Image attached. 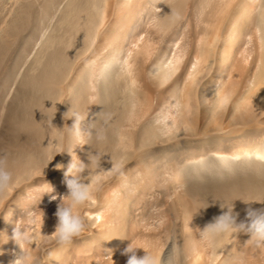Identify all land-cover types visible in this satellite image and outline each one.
Segmentation results:
<instances>
[{
    "label": "bare ground",
    "instance_id": "6f19581e",
    "mask_svg": "<svg viewBox=\"0 0 264 264\" xmlns=\"http://www.w3.org/2000/svg\"><path fill=\"white\" fill-rule=\"evenodd\" d=\"M76 2L67 4L73 11L68 16L78 17L75 22L84 17L82 25L97 19V32L62 96L70 94L77 76L97 57L96 92L127 83V97L147 122L140 117L126 120L117 131V143L128 148L121 160L122 174L109 176L116 161L81 177L89 183L96 176L106 178L95 207L80 209L91 218L87 233L70 247L46 235L44 243L32 245L36 264H126L128 257L122 253L131 242L159 255L160 264H264V248H255L246 233L221 234L211 245L205 241L199 224L203 209L186 186H202L205 178L208 186L231 191L224 207L233 205L238 220L246 218L249 206L264 208V162L245 156L264 145V0H186L189 12L176 22L168 19L175 5L170 14L169 7L161 9L167 0H101L98 5L86 0L79 6ZM85 108L78 112L81 116L89 111ZM74 120L58 123L66 152L56 158L64 168L55 167L48 174L35 170L2 197L0 264H11L15 258L13 229L30 211L48 209L42 233L54 232L59 198L68 191L64 171L72 156L82 162L89 140L87 114L79 136L71 127ZM251 176L256 187L249 185L252 180L244 181ZM48 184L56 200L43 194ZM206 203L217 210L214 202ZM155 209L169 219L163 230L146 228ZM143 249L137 254L143 255Z\"/></svg>",
    "mask_w": 264,
    "mask_h": 264
},
{
    "label": "rangeland",
    "instance_id": "374dc122",
    "mask_svg": "<svg viewBox=\"0 0 264 264\" xmlns=\"http://www.w3.org/2000/svg\"><path fill=\"white\" fill-rule=\"evenodd\" d=\"M70 1L72 0H0V159L6 161L7 170L14 174V184L22 178L23 181L30 179L35 170L40 174H48L55 168L59 163L56 155L52 161H48L55 151L52 146L53 138L62 134L58 123L74 113H81L85 106L88 108L84 111L89 109L86 114L90 130L82 162L88 164L95 154H103L101 169L108 167L111 162L123 160L128 151L127 147L117 143L116 136L121 123L126 120L133 122L139 117L143 121L142 114H137L136 108L132 106L134 100L126 95L129 90L127 83L116 82L111 88L102 87L104 90L100 89L99 93L91 92L90 86L99 79V74H95L94 70L99 66L97 57L77 76L70 94L63 99L64 103L57 102L63 98L62 88L71 80L78 60L86 53L97 32V19L82 25L84 17L80 16V21L75 22L78 17L68 16L73 12L67 6ZM92 1L96 5L101 2ZM183 1L178 0L177 4V0H167L165 5L158 8L169 7L166 10L170 14L171 7L175 5L174 15L171 13L168 19L172 22L183 21L189 12V0L186 3L188 7L184 6L186 0ZM83 3L86 0H77L75 4L79 6ZM158 8L156 11L160 12L161 9ZM77 24L80 27H75ZM68 46L70 47L67 48ZM93 95L98 99L91 108L89 101ZM50 121L53 126H49ZM146 122L143 121L145 124ZM99 133H103L104 140L97 139ZM90 134L94 135L95 141L90 140ZM211 165L209 163L208 166ZM93 170L95 168L89 166L82 179L92 175ZM212 171L215 173V170ZM89 173L91 174L88 175ZM203 180L202 186L190 182L186 185L188 191H191L192 199L195 197L193 200L199 204L198 207H205L200 210L203 221L199 224H202V228L222 214L223 207L231 201V191L208 186L206 179ZM249 180L254 182L249 184L251 187L258 185L255 177L244 179L247 184ZM229 188L232 190L230 186ZM8 191L10 188L0 191V202L4 200L3 196H8ZM206 200L214 202L217 210H210ZM262 203L264 200L260 202ZM87 204L85 207L88 209L95 207L94 202ZM46 211L42 212L49 215V210ZM32 212L39 213V209ZM168 220L164 213L155 209L146 219L145 225L147 229L159 231L166 228Z\"/></svg>",
    "mask_w": 264,
    "mask_h": 264
},
{
    "label": "clouds",
    "instance_id": "9594fccd",
    "mask_svg": "<svg viewBox=\"0 0 264 264\" xmlns=\"http://www.w3.org/2000/svg\"><path fill=\"white\" fill-rule=\"evenodd\" d=\"M90 90L92 93H95V85H91ZM66 95L67 94H64V97L57 102L64 103L63 99L66 98ZM97 99L98 97L96 95L91 96L89 105L96 104ZM85 116L86 114L81 116L79 113H74L73 116H71L75 117L71 127L75 129L78 136L81 133V121L85 119ZM51 121L49 122V126H53ZM97 139L102 141L105 139V136L103 133H99ZM52 146L55 148V151L51 155L48 163L53 160L56 154H63L66 152L64 150L63 134L53 138ZM245 156L249 159L264 162V145L255 146L247 151ZM102 157L103 154H95L92 159H89L90 162L85 164L78 158L73 159L72 156L70 163L64 171L65 183L68 191L67 194L59 198L57 211L55 213L57 217V225L54 232L51 234L42 233V227L44 224V213L42 211L39 214L36 212L29 213L25 221L23 223L17 222L13 229L12 239L18 247V251L14 253L15 258L11 261V264H36V258L31 251V249L34 248L32 245L34 244L35 247H37L44 243V237L46 235L51 236V238L60 246L70 247L75 239L82 238L87 233L88 220L91 218H86L81 215L80 209L87 203L94 201L96 196L101 192L106 178L96 176L92 178L89 183L82 181L81 177L86 170H88L89 166L101 169ZM124 166V161H119L113 164L109 176L122 174ZM55 167L57 169H62L64 168V165L58 163ZM12 187H15L13 183V175L7 170L6 161L0 159V191ZM43 194H49L50 200L57 199L55 190L51 185H49L48 190ZM245 203L250 204V202ZM224 208L227 210L223 211L222 214L215 217L212 222L208 223L203 228L201 235L204 240L211 245L215 238L221 234L230 233L235 235L246 233L249 235L248 240L255 248H264V208L255 209L249 206L246 210V218L244 220H238L239 213L233 210V205L232 207ZM96 219L99 221V217ZM138 249L143 248L139 245H134L132 242L124 249L122 254L127 255L128 257L126 264H160L159 255H153L146 252L144 249V254L138 255Z\"/></svg>",
    "mask_w": 264,
    "mask_h": 264
}]
</instances>
